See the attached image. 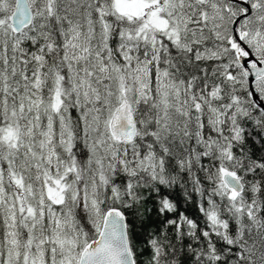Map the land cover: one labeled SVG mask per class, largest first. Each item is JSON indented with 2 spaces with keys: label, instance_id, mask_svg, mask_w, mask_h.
<instances>
[{
  "label": "snow or ice",
  "instance_id": "6c2138e0",
  "mask_svg": "<svg viewBox=\"0 0 264 264\" xmlns=\"http://www.w3.org/2000/svg\"><path fill=\"white\" fill-rule=\"evenodd\" d=\"M0 264H264V0H0Z\"/></svg>",
  "mask_w": 264,
  "mask_h": 264
}]
</instances>
